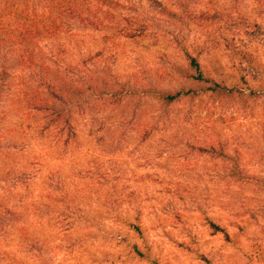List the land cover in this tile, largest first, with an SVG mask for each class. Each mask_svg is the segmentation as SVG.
Here are the masks:
<instances>
[{
  "label": "rangeland",
  "instance_id": "rangeland-1",
  "mask_svg": "<svg viewBox=\"0 0 264 264\" xmlns=\"http://www.w3.org/2000/svg\"><path fill=\"white\" fill-rule=\"evenodd\" d=\"M121 1L140 2L133 19L154 16L146 0ZM162 2L143 36L72 27L41 43L97 70L104 93L72 107L74 141L40 135L16 96L1 101L0 205L33 206L26 231L22 218L0 226V264H264V0ZM248 23V35L235 31ZM184 50L233 90L186 80ZM189 88L170 106L155 98Z\"/></svg>",
  "mask_w": 264,
  "mask_h": 264
},
{
  "label": "trees",
  "instance_id": "trees-1",
  "mask_svg": "<svg viewBox=\"0 0 264 264\" xmlns=\"http://www.w3.org/2000/svg\"><path fill=\"white\" fill-rule=\"evenodd\" d=\"M146 1L154 16L148 15L145 8L146 12H139L137 18L133 19L132 12L137 11L140 2L130 8L121 0H0V105L10 95L16 96L15 101L13 100L15 112L21 113V119L29 124L32 117H37L35 127L40 135L49 133L55 142H62L64 145L74 141L77 132L72 107L83 111L88 101L100 98L104 93L99 87V79L93 78L97 70H80L77 64L67 63L64 56L66 48L52 54L44 51L41 43L65 34L72 27L119 31L127 38L143 36L148 29L154 27V23L158 21L156 18L166 13L167 9L162 0ZM121 11L123 14H120ZM234 25L238 34L248 35L252 29L249 23L242 27L239 24ZM240 47L245 50L246 44H240ZM184 54L188 64L183 72L186 80L217 95L233 90L204 75L198 54L193 55L187 50H184ZM11 55L14 56V67L19 68L25 75H17L14 67L9 65L7 57ZM243 56L246 61H252L250 53ZM85 61L84 59V63ZM105 76L104 83L108 86L113 79L110 74L106 73ZM206 84L212 85L205 88ZM195 89L158 91L155 98L162 105L170 106L195 92ZM115 97L108 96L107 100L117 103L119 99L115 100ZM5 108V104L1 105L0 114L6 116ZM17 180L26 184L31 179L22 172ZM32 206L30 201L25 202L24 208L19 211L14 206L1 204L0 226H7L9 222L22 218V228L26 231L24 214ZM212 227L217 232L223 231L215 224ZM133 229L141 233L138 226H133ZM226 237L229 238L227 233Z\"/></svg>",
  "mask_w": 264,
  "mask_h": 264
}]
</instances>
